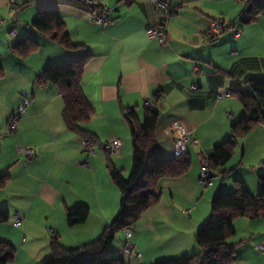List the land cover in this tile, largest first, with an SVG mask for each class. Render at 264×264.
Returning <instances> with one entry per match:
<instances>
[{"label":"crops","instance_id":"obj_1","mask_svg":"<svg viewBox=\"0 0 264 264\" xmlns=\"http://www.w3.org/2000/svg\"><path fill=\"white\" fill-rule=\"evenodd\" d=\"M13 1L0 0V63L4 69L0 79V179L6 178L0 186V210L9 213L8 222L0 223V242L17 249L14 264L45 262L52 256L55 237L66 248L94 242L118 217L121 193L106 164L109 156L124 176L131 174L133 146L124 117L127 109L136 110L140 123L148 110L159 113L156 146L167 159L175 158L178 127L199 141L188 147L185 157L191 166L187 173L162 178L145 192L159 201L129 229L130 242L142 253V260L134 264L193 255L199 256L200 264L204 252L196 236L212 216L217 192L233 193L236 181L243 182L254 196L261 190L264 125L239 141L232 160L215 172L212 187H203L201 174L214 147L231 141L232 124L246 113L234 95L217 101L218 89L252 95L246 81L264 77V16L244 23L250 0H168L179 13L162 19L168 39L161 46L146 34L155 19L151 0H100L97 13L104 7L115 9L112 22L105 26L94 25L90 12L78 0H16L19 13L10 8ZM48 10L60 14L71 41L80 49L68 50L33 27L38 14ZM211 21H221L231 30L210 40ZM233 29L243 35L235 38ZM13 30L18 32L16 39L11 36ZM24 38L40 45L27 58L11 50ZM85 51L92 58L85 66L82 89L94 110L85 128L103 146L122 142L111 154L95 146L91 168L76 164L86 159V153L82 138L65 124L59 88L36 84L48 66L74 62ZM192 85L202 95L189 97L185 90ZM24 100H29L26 114L17 131L10 132L11 115ZM259 102L264 110V101ZM18 147L36 148L37 158L27 163ZM79 206L89 207L90 215L84 224L70 226L68 213ZM16 214L24 220L20 228L15 226ZM233 225L235 235L228 243L237 245L235 264H264V251L257 249L264 243V218L237 217ZM127 230L119 233L123 240L119 239L118 253L127 241ZM25 245L38 254L36 261L18 259ZM110 253L116 255L112 247Z\"/></svg>","mask_w":264,"mask_h":264},{"label":"trees","instance_id":"obj_2","mask_svg":"<svg viewBox=\"0 0 264 264\" xmlns=\"http://www.w3.org/2000/svg\"><path fill=\"white\" fill-rule=\"evenodd\" d=\"M78 2L89 12L99 10V6L88 8L83 0ZM246 11L247 18L243 20L244 23H254L259 17L264 16V0H250L246 3ZM33 27L68 50L81 48L73 44L60 14L55 10L41 11ZM234 31L235 29L233 36ZM39 48L37 42L24 38L16 41L11 50L17 56L27 58ZM91 58L90 52L85 51L74 62L50 65L36 79V84L57 86L64 101L63 118L68 129L78 134L82 140L89 141L94 149L95 146H101L104 152L111 154V151L105 149L106 145H101L98 137L85 128L94 114L82 89L85 66ZM3 75L4 69L0 63V79ZM246 83L252 95L233 91V95L244 106L245 115L232 124L231 141L215 146L212 155L208 158L210 171L214 175L218 169L232 160L239 141L257 127L264 125V110L259 102L264 101V77L249 79ZM160 97L161 93L157 94L155 99L158 101ZM124 117L132 135L133 167L130 176L126 178L107 156V169L121 193L118 217L100 238L81 247L66 248L55 237L51 243L52 256L43 264H130L123 257L119 259L110 253L118 233L132 228L150 207L158 203L159 197L145 194L146 191L155 188L162 178H176L188 172L191 166L190 159L187 157L167 159L157 148L156 130L160 117L157 111L148 110L142 123L138 120L135 109H127ZM5 179V177L0 179V186L5 183ZM89 215V207L79 206L68 213V223L70 226L84 224ZM237 217L252 220L264 218V176L261 177V190L258 196L252 195L240 181L235 182L233 193L222 190L217 192L212 201V216L196 236L197 243L204 252L203 264H235L237 245H230L228 241L235 235L233 222ZM8 220L9 213L0 210V223H6ZM16 255L17 250L14 246L5 241L0 242V264H14ZM154 264H199V256L164 260Z\"/></svg>","mask_w":264,"mask_h":264},{"label":"built area","instance_id":"obj_3","mask_svg":"<svg viewBox=\"0 0 264 264\" xmlns=\"http://www.w3.org/2000/svg\"><path fill=\"white\" fill-rule=\"evenodd\" d=\"M154 6L155 19L151 26L146 29V34L150 39H154L158 41V43L163 46L167 42L168 39V29L166 24L162 22L164 18H171L177 16L179 13V9L177 7L172 6L168 0H151ZM240 3H244L246 0H237ZM84 4L88 8H92L93 6H98L100 0H83ZM10 8L16 12H20L21 6L14 0L10 4ZM115 11L114 8L104 7L102 13H97L95 11L90 12V21L94 25L105 26L108 25L112 21V13ZM17 21H13V25H16ZM230 28L226 26L221 21H211L210 26L207 32L208 39L217 38L224 33L228 32ZM243 32L241 30L234 31V37L239 38ZM12 38H18V32L13 30L11 32ZM194 72L197 73L199 70L197 68L194 69ZM186 94L189 97L202 95L200 89L195 86H189L186 88ZM217 101H223L233 95V92L228 88H219L217 93ZM29 104V100H24L19 107L12 113L11 118L9 120L8 129L10 132H15L18 129V124L20 120L25 116L27 106ZM175 157L178 159L184 158L188 153V147L191 145H198L199 141L194 138L193 134L185 131L183 128L178 127L175 130ZM122 145L120 140H115L111 144L106 145L105 149L107 151L115 152ZM82 148L86 153V159L77 162L76 164L79 166H83L86 168H91V159L96 156V151L92 144L89 141L82 140ZM18 152L22 155L27 163H31L38 156V150L36 148H23L18 147ZM211 171H210V163L208 160L204 161L202 174H201V183L203 187H208L212 185L211 180ZM15 226L20 228L24 225V220L18 215H15ZM127 241L121 248V255L123 259L130 263L134 264L136 262H140L142 260V253L137 249L136 245L130 242L131 240V231L128 229L127 232ZM257 249L260 251H264V243L257 246Z\"/></svg>","mask_w":264,"mask_h":264},{"label":"rangeland","instance_id":"obj_4","mask_svg":"<svg viewBox=\"0 0 264 264\" xmlns=\"http://www.w3.org/2000/svg\"><path fill=\"white\" fill-rule=\"evenodd\" d=\"M247 3V2H246ZM106 168H107V164H106ZM126 176V178H128V176L129 175H125ZM214 180H216V179H214ZM213 181V180H212ZM210 187H212V185H209L207 188L205 187V189H209ZM138 223V222H137ZM136 223V224H137ZM133 230V229H132ZM122 233L124 232V231H121ZM120 232V233H121ZM119 234V233H118ZM120 235L121 234H119V235H117V238H116V240H115V242H114V244H113V246H112V250L116 253V256L117 257H121L122 258V255H121V253H118V251H119V245H120V241H119V239L120 240H123V239H121L120 238ZM21 243L23 244L24 242H23V239L21 238ZM17 250V249H16ZM41 251L42 250H40V253H41ZM112 252V251H111ZM112 254V253H111ZM37 256H38V254L36 255V254H34L31 250H30V248H29V245H25V248H23V251H22V253L21 254H19V256H18V259H20V260H26V259H31L32 261L34 260V261H36L35 259L37 258ZM48 258V257H47ZM15 261H16V259H15ZM27 262H29V263H31V261H28V260H26ZM26 262V263H27ZM203 262H204V256H200V264H203ZM15 263V262H14ZM44 262L42 261L40 264H43Z\"/></svg>","mask_w":264,"mask_h":264},{"label":"water","instance_id":"obj_5","mask_svg":"<svg viewBox=\"0 0 264 264\" xmlns=\"http://www.w3.org/2000/svg\"><path fill=\"white\" fill-rule=\"evenodd\" d=\"M214 177H215V175H214V174H212V175H211V178H214Z\"/></svg>","mask_w":264,"mask_h":264}]
</instances>
